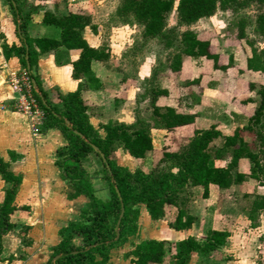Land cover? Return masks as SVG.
<instances>
[{
  "label": "trees",
  "instance_id": "trees-1",
  "mask_svg": "<svg viewBox=\"0 0 264 264\" xmlns=\"http://www.w3.org/2000/svg\"><path fill=\"white\" fill-rule=\"evenodd\" d=\"M176 1L119 0L115 11L122 22L134 20L142 26L143 41L155 39L161 47L177 50L167 66L154 72L148 92L154 127L169 133L186 129L194 125L197 119L195 112L166 104L162 100L169 94L162 80L168 74L181 73L183 57L211 60L212 68L219 70H227L234 64L232 54L228 62L222 61L220 53L212 49L211 40L189 26L221 10L237 17L238 38L247 37L245 29L250 21L264 39V0H178L177 5ZM6 2L16 24L20 44L3 43V53L6 58L16 56L23 73L37 83V90L33 89V92L45 113L41 131L56 127L66 139V144L56 150L55 164L61 177L67 181L68 196L82 194L88 198L77 217L60 229L61 240L51 248L48 264H108L112 249L124 245L131 236L137 234L139 204L144 205L151 218L157 221L165 219L171 211L168 225L172 229L192 228L199 222L198 215L188 208L192 189H202L204 198L209 196L211 185L232 194L233 187L248 176L237 169L241 158H248L252 163L250 178L260 180L261 175H264V84L249 80L243 82L245 90L254 91L259 98V104L249 116L245 128L256 133L263 146L260 150L255 151L250 147L239 127L230 135H224L215 125L207 129L195 128L187 143L176 148L165 144L159 158L150 168L138 167L131 171L112 158L113 152L119 147L134 158L154 157L157 152L150 129L145 126L123 122L107 124L102 135L90 122V113L105 114L108 109L109 112L110 109L113 111L112 107L98 106L84 97L87 89H100L103 86L93 71V62L106 61L110 56L108 46H93L84 35L88 27L94 32L98 31L91 15L79 11L63 13L58 5L54 9H44L42 22L58 28V36L33 38L28 33L30 15H23L17 0ZM251 6H256L259 12L255 19L247 20L242 13ZM174 10L177 12V26H186L185 29L169 26V18ZM250 44L251 54L246 59V67L239 71H255L264 76V46L258 48L252 41ZM60 47L79 50L78 56L71 61L72 76L79 80V85L76 90L65 95L59 93V101L53 102L38 74V55ZM193 81L197 82L199 78ZM113 101L118 103L116 95ZM219 137L224 142L214 149L212 143ZM94 146L99 150H95ZM228 149L232 154L229 165H216L214 160L222 158ZM92 152L100 157L102 152L106 157V161L101 157L103 169L99 171L108 189L106 198L97 195L93 174L83 165V159ZM9 154V160L0 156V179L5 182L4 198L0 203V260L3 236L19 227L14 216L31 212V206L16 205L14 202L23 176L15 172L13 161L20 158L21 154L13 150ZM249 213L252 220L260 213L264 214V194L256 193L253 196ZM20 226L24 232L30 227L28 224ZM229 237L228 229L212 228L200 238L192 235L179 240L147 238L133 246L129 252L130 261L132 264H189L193 253L212 254L223 248Z\"/></svg>",
  "mask_w": 264,
  "mask_h": 264
},
{
  "label": "rangeland",
  "instance_id": "rangeland-1",
  "mask_svg": "<svg viewBox=\"0 0 264 264\" xmlns=\"http://www.w3.org/2000/svg\"><path fill=\"white\" fill-rule=\"evenodd\" d=\"M17 2L23 15H30L29 24L32 23L34 15L37 16L44 9H54L55 5H58L63 13L79 11L91 15L92 22L98 27V31L94 32L89 27L86 28L90 42L96 47L105 45L110 49L109 58L99 64L95 70L100 75H104L106 87L112 88L111 90H114L112 93L119 99L118 103H111L113 111L110 109L108 116L103 117L101 121H96L97 127L94 125L102 135L105 134L104 127L107 124L117 122L135 124L149 128L154 142L169 143L176 148L189 141L195 128L207 129L215 125L224 135L232 134L239 127L241 135L253 150L257 151L263 147L256 133L245 128L249 116L259 104V98L255 92L246 94L236 92L242 87V79L264 84V77L260 73L239 71L240 68H245L246 58L251 54L250 41L258 48L264 46V39L250 21L245 29L247 37L244 39L237 37L238 19L230 12L220 10L213 16L200 19L189 26L204 33V36L211 40L212 49L220 53L222 61L228 62L229 55L232 54L234 64L227 70H217L212 68L211 60L183 57L181 73L168 74L162 80L163 85L169 90L168 96L163 97L162 100L166 104L195 112L197 119L194 125L169 133L164 139L165 131L162 133L154 127L148 92L151 88L152 75L171 62V57L177 51L176 48L165 49L155 39L143 41L140 24L134 20L124 23L115 15L119 0H17ZM258 12L256 6H251L244 10L242 15L246 16L247 20L255 19ZM169 26L177 27L179 30L186 28V26H177L175 10L169 18ZM46 28L51 31L50 34L59 31L54 26ZM197 78L199 81H193ZM59 93L58 90L52 91L50 97L53 102L59 101ZM251 96L254 102L247 100ZM9 108L14 110L13 106ZM39 108L43 111L42 107ZM43 114L41 123H38L37 137L39 138L43 135L41 128L45 120L44 111ZM26 119L31 125V121L27 117ZM30 128L33 135L34 130ZM223 142L224 139L219 137L214 140L212 147L219 148ZM155 149L156 155L145 160V158L131 157L119 147L113 152L112 158L131 171L138 167L148 169L161 154L162 148L155 147ZM231 157V150L228 149L223 157L215 159L214 163L227 166ZM262 163L264 164V159ZM83 165L93 174L95 182L97 177L101 178L96 183L97 195L106 198L109 195L108 189L105 188L106 182L99 176V171L103 169L101 157L92 152L83 159ZM237 169L248 176L245 181L233 187L232 194L228 191V195L220 194L219 188L215 185L211 186L207 199L202 197V189L198 187L193 188L192 193L189 194L188 208L193 214L198 215L199 222L186 230L187 237L192 235L200 238L212 228L230 231V237L223 248L208 255L194 254L189 264H264V214L260 213L255 220L249 216L253 196L256 193L264 194V175H261L260 180L250 178L252 163L248 158H241ZM1 192L2 187H0V198ZM139 210V230L126 244L116 247V257L128 258L130 250L137 242L147 238L160 239L166 235L164 229L168 224L171 211L165 219L157 221L151 218L144 205L139 204ZM172 231V228L167 227L168 234L165 238L177 240L185 237L184 232L173 235ZM11 232L21 236L22 228L19 226ZM13 233H10L6 239V245L11 250L15 249L18 243ZM26 240H28L27 237Z\"/></svg>",
  "mask_w": 264,
  "mask_h": 264
},
{
  "label": "crops",
  "instance_id": "crops-1",
  "mask_svg": "<svg viewBox=\"0 0 264 264\" xmlns=\"http://www.w3.org/2000/svg\"><path fill=\"white\" fill-rule=\"evenodd\" d=\"M42 19L43 10L37 16L34 15L32 23L28 26L29 35L33 38L42 35L58 36L59 32L50 34L51 31H49V28H46L49 26L44 24ZM84 35L89 43L95 46V44L90 42L86 31ZM5 42L19 45L20 39L6 0H0V156L9 160L10 150L21 154L20 158L13 161L15 172L23 176L22 184L14 202L16 205L27 204L31 206L29 214L14 216L19 226L23 224L30 226L28 231H22L21 236L17 233L15 235L13 232H8L3 236V252L0 263L48 264L51 248L61 240L60 229L77 217L79 210L87 204L88 198L82 194L76 197L68 196L69 187L67 181L61 177L60 170L55 164L57 148L66 144V139L60 129L51 127L42 133L41 138L37 136L33 137L31 125H29L24 114L13 110V108L12 110L9 108L13 106L14 99L18 95L12 88L11 79L14 76H20L23 73V68L16 56L5 57L2 48V44ZM78 53L79 50L77 49L60 47L38 55V74L41 77L43 88L50 95H52V91L54 90H58L61 94L65 95L77 89L79 80L72 76L71 61L78 56ZM101 63L102 61H94L92 68L94 73L100 78L103 86L100 89H87L84 91V97L98 106L111 108V103L114 102L113 96L115 94L112 93L114 90L106 87L104 75H100L95 70ZM248 72L251 71L243 73ZM261 76L264 77L262 74ZM244 81L246 80L242 79V87L240 90H236V92H243L245 94L248 92L245 90ZM248 101L254 102L255 100ZM108 110L105 114L90 113V122L97 127L96 121H101L103 117L108 116V113H110ZM158 129L162 133L165 131V139L169 132L162 128ZM164 145V142L161 144L154 142L156 148H163ZM146 159H149V157ZM117 161L119 162V160ZM96 179L98 182L101 178L97 177ZM92 181L96 186L97 182H95L94 178H92ZM0 187H2L1 203L4 198L5 188V182L2 179H0ZM219 193L223 195L227 194L223 191ZM167 227H169L168 224L164 229L166 235L160 239H169L165 238L168 234ZM179 232H184V238L187 237L186 230L173 229L171 233L176 235ZM10 233L14 234L18 242L15 249L12 250L6 245V239ZM23 236H25V239ZM26 237L28 240H26ZM116 251L117 248L112 249L108 264H132L130 261L131 255L128 254V258L124 256L122 258L116 257ZM194 254L197 253H193L192 256Z\"/></svg>",
  "mask_w": 264,
  "mask_h": 264
},
{
  "label": "built area",
  "instance_id": "built-area-1",
  "mask_svg": "<svg viewBox=\"0 0 264 264\" xmlns=\"http://www.w3.org/2000/svg\"><path fill=\"white\" fill-rule=\"evenodd\" d=\"M12 88L17 92V97L14 99V110H19L31 121L33 135L37 136L39 129L38 125L43 118V111L40 110L38 101L34 95L32 80L26 73L20 76H14L11 79ZM39 123V124H38Z\"/></svg>",
  "mask_w": 264,
  "mask_h": 264
},
{
  "label": "water",
  "instance_id": "water-1",
  "mask_svg": "<svg viewBox=\"0 0 264 264\" xmlns=\"http://www.w3.org/2000/svg\"><path fill=\"white\" fill-rule=\"evenodd\" d=\"M14 4H15V2H14ZM27 59H28V56H27ZM28 67H30L29 62H28ZM32 83H33L34 88L37 90V83L34 79H32ZM94 148L97 151L99 150V148L97 146H94ZM100 154H101V157L103 158V160L106 161V157H105L104 153L101 152ZM122 215H123V210H122L121 216ZM119 222H120V219H119ZM117 234L119 235V229H117Z\"/></svg>",
  "mask_w": 264,
  "mask_h": 264
}]
</instances>
